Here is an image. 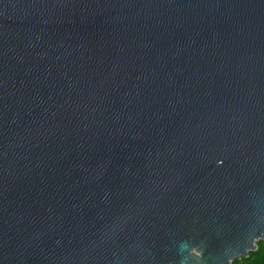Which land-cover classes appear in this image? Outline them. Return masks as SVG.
<instances>
[{"label":"water","instance_id":"95a60500","mask_svg":"<svg viewBox=\"0 0 264 264\" xmlns=\"http://www.w3.org/2000/svg\"><path fill=\"white\" fill-rule=\"evenodd\" d=\"M259 242L264 0H0V264Z\"/></svg>","mask_w":264,"mask_h":264},{"label":"trees","instance_id":"16d2710c","mask_svg":"<svg viewBox=\"0 0 264 264\" xmlns=\"http://www.w3.org/2000/svg\"><path fill=\"white\" fill-rule=\"evenodd\" d=\"M233 264H264V242L258 243L257 251L252 252L249 258L236 260Z\"/></svg>","mask_w":264,"mask_h":264}]
</instances>
